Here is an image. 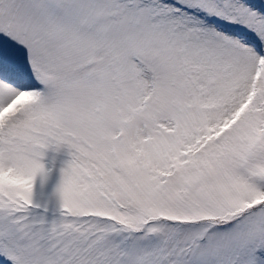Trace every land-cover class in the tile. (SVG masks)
I'll list each match as a JSON object with an SVG mask.
<instances>
[{"label":"snow or ice","instance_id":"6c2138e0","mask_svg":"<svg viewBox=\"0 0 264 264\" xmlns=\"http://www.w3.org/2000/svg\"><path fill=\"white\" fill-rule=\"evenodd\" d=\"M0 264H264V0H0Z\"/></svg>","mask_w":264,"mask_h":264}]
</instances>
